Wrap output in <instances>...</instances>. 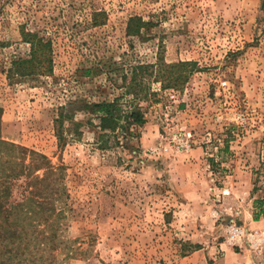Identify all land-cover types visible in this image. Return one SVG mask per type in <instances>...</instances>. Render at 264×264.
<instances>
[{"label": "rangeland", "instance_id": "obj_1", "mask_svg": "<svg viewBox=\"0 0 264 264\" xmlns=\"http://www.w3.org/2000/svg\"><path fill=\"white\" fill-rule=\"evenodd\" d=\"M21 31L50 41L51 74L6 78ZM120 95L143 113L130 135L101 148L77 111L59 143L61 107ZM0 110L2 139L60 167L45 264H218L264 195V0H0Z\"/></svg>", "mask_w": 264, "mask_h": 264}, {"label": "trees", "instance_id": "obj_2", "mask_svg": "<svg viewBox=\"0 0 264 264\" xmlns=\"http://www.w3.org/2000/svg\"><path fill=\"white\" fill-rule=\"evenodd\" d=\"M137 30L138 26L132 32ZM21 36L29 44V52L23 58L16 56L7 62L3 69L6 78L12 81L51 74L50 41L29 31H21ZM179 65L186 67L190 63L178 61ZM133 69L124 94H135L132 99L135 100L139 93L132 91L137 83ZM122 78L126 79V75L122 74ZM168 80L172 86H179L187 80V73L171 72ZM121 97L100 102L73 101L61 107L54 121L59 143L66 141L69 132L81 134L78 131L81 123L73 120L77 111L87 116L86 123L97 129L101 148L109 147L110 136L114 143H119L118 131L121 135H130V128L141 125L144 117L137 105L130 104L123 111L119 102ZM71 106L73 108H69ZM59 171L60 167H53L45 155L0 136V264H45L44 251L56 248L57 216L62 211H56L54 200L57 199L53 195L63 192ZM14 189L18 190L17 195L13 193Z\"/></svg>", "mask_w": 264, "mask_h": 264}, {"label": "crops", "instance_id": "obj_3", "mask_svg": "<svg viewBox=\"0 0 264 264\" xmlns=\"http://www.w3.org/2000/svg\"><path fill=\"white\" fill-rule=\"evenodd\" d=\"M260 191H258L259 194ZM246 230H260L264 233V195L253 197L245 221L239 220ZM218 264H264V247L259 254L247 249L235 251L226 245L225 252L217 260Z\"/></svg>", "mask_w": 264, "mask_h": 264}, {"label": "built area", "instance_id": "obj_4", "mask_svg": "<svg viewBox=\"0 0 264 264\" xmlns=\"http://www.w3.org/2000/svg\"><path fill=\"white\" fill-rule=\"evenodd\" d=\"M174 96L173 94L171 95ZM239 215V211H236ZM229 239L231 246L239 249H247L255 254H259L264 247V233L260 230H246L241 224L233 223L228 226Z\"/></svg>", "mask_w": 264, "mask_h": 264}]
</instances>
